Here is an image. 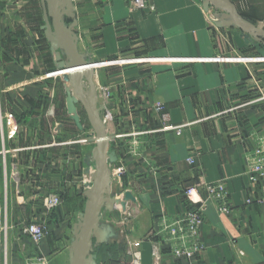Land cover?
I'll return each instance as SVG.
<instances>
[{
  "label": "crops",
  "instance_id": "crops-1",
  "mask_svg": "<svg viewBox=\"0 0 264 264\" xmlns=\"http://www.w3.org/2000/svg\"><path fill=\"white\" fill-rule=\"evenodd\" d=\"M61 1L60 23L85 63L79 91L115 157L106 171L115 204L99 211L95 264H129L134 243L143 264H264V176L253 180L264 161L257 42L218 26L225 11H205L202 0H147L144 11L127 0ZM49 4L0 0V264H70L96 169L98 136L81 101L67 105L69 59L45 35ZM209 185L225 189L227 212ZM51 196L55 209L44 205ZM191 209L202 249L187 261L172 253V224ZM30 223L46 228L38 244L22 232Z\"/></svg>",
  "mask_w": 264,
  "mask_h": 264
},
{
  "label": "water",
  "instance_id": "water-1",
  "mask_svg": "<svg viewBox=\"0 0 264 264\" xmlns=\"http://www.w3.org/2000/svg\"><path fill=\"white\" fill-rule=\"evenodd\" d=\"M49 1L48 17L52 20V27L46 31V38L50 41L53 49L60 48L64 51L69 59V67L72 69L71 76L67 77L69 85L67 105L71 110H74L72 99L81 101L87 112L92 129L98 136L97 145L92 149V158L96 163V169L90 176L92 181L91 187L84 192L87 198L85 211L79 215V219L72 229L73 239L69 254L70 264H95L96 255L91 253L92 249L90 246L92 237L95 235L96 220L102 206L111 212L115 204V200L109 197L110 187L106 173L107 160L113 162L115 157L113 153H107L104 129L100 124L96 123L88 102L85 101L82 92L79 91V88L83 87L80 81L86 72L84 71L85 63L77 53L75 42L69 37L70 30L63 27L60 23L59 12L63 6L62 1ZM202 7L205 11L210 7L215 10L223 9L225 11V19L218 26H236L241 29L257 42L255 45L257 52L264 58V45L260 43L264 41V29L235 15L233 3L229 0H202ZM74 120L77 126H79L78 119L74 118Z\"/></svg>",
  "mask_w": 264,
  "mask_h": 264
},
{
  "label": "built area",
  "instance_id": "built-area-1",
  "mask_svg": "<svg viewBox=\"0 0 264 264\" xmlns=\"http://www.w3.org/2000/svg\"><path fill=\"white\" fill-rule=\"evenodd\" d=\"M127 2L134 8L143 11L151 10V6H149L147 0H127ZM163 117L164 120L168 119V115L166 114H164ZM163 130H176L177 134L180 133L178 128L173 127L169 124H164ZM254 172L258 174L257 176H253L254 181L256 178L264 176V161H259L256 163ZM206 190L210 200L218 203L219 210L227 212L228 202L225 189L219 185H209L207 186ZM185 195L189 203H191L192 205H196L197 203L201 202L200 199L194 198V196L196 195V189L194 186L188 187L185 191ZM44 205L47 209H55L60 205V199L56 196H51L45 199ZM201 222L202 221L199 215V211L196 209H191L187 211L185 215L182 216V218L177 219L172 224L174 225V229L172 230V239L174 243L172 253L175 257L184 258L187 261H190L195 256V254L202 249V245L198 237ZM168 227L169 226H166L165 228ZM22 232L23 234L27 235L33 243L38 244L45 237L46 228L38 224H29L25 226V228H23ZM139 248V243L132 244V249L129 252V264H143ZM152 256L154 260L159 259V255L155 247H153Z\"/></svg>",
  "mask_w": 264,
  "mask_h": 264
},
{
  "label": "rangeland",
  "instance_id": "rangeland-1",
  "mask_svg": "<svg viewBox=\"0 0 264 264\" xmlns=\"http://www.w3.org/2000/svg\"><path fill=\"white\" fill-rule=\"evenodd\" d=\"M239 12L253 25L264 29V0H236ZM220 9L219 11H221ZM224 14V13H223ZM236 15V12H235ZM222 16V15H221ZM255 23V24H254ZM35 224V223H30ZM29 225V224H28Z\"/></svg>",
  "mask_w": 264,
  "mask_h": 264
}]
</instances>
